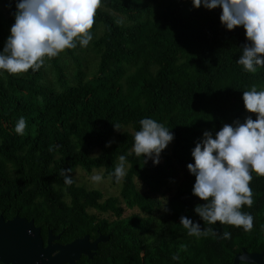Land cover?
Listing matches in <instances>:
<instances>
[{
    "label": "trees",
    "instance_id": "1",
    "mask_svg": "<svg viewBox=\"0 0 264 264\" xmlns=\"http://www.w3.org/2000/svg\"><path fill=\"white\" fill-rule=\"evenodd\" d=\"M14 12L15 0H0V50ZM220 15V8H195L192 0H102L88 46L45 58L36 72L0 77V216L36 209L40 218L58 217L88 231L99 222L93 214L119 216L115 201L121 199L131 213L110 231L123 237L133 262L231 264L242 250L264 253V176L252 172L253 204L242 208L253 217L249 232L209 225L193 211L204 202L192 195L191 150L205 131L215 138L224 124L255 119L242 94L264 90V67L248 73L236 62L247 42L244 29L226 30ZM21 116L23 136L14 131ZM146 117L174 135L156 165L132 153ZM120 155L127 167L118 197L104 198L73 179L64 183L63 169L71 168V176L80 168L103 170L117 185L109 174ZM181 216L211 231L189 236Z\"/></svg>",
    "mask_w": 264,
    "mask_h": 264
},
{
    "label": "clouds",
    "instance_id": "2",
    "mask_svg": "<svg viewBox=\"0 0 264 264\" xmlns=\"http://www.w3.org/2000/svg\"><path fill=\"white\" fill-rule=\"evenodd\" d=\"M102 0H15L14 23L0 50V77L38 71L45 58L59 56L67 49L86 47L93 39L96 10ZM195 8L221 9L220 22L226 30L242 27L246 43L236 61L244 71L255 73L264 67V0H192ZM243 105L247 116L243 123L224 124L213 134L203 133L202 139L191 150L193 163L187 164L188 172L195 177L192 195L203 201L193 211L200 221L209 225H231L249 232L253 217L242 211L253 204L250 182L252 172L264 176V90L255 87L243 91ZM139 130L133 136L132 153L159 163L162 151L173 141L169 128L152 118H142ZM114 129L121 130L119 124ZM27 122L19 117L14 131L23 136ZM106 144L105 146H110ZM127 158L120 155L109 174L119 183L126 176ZM71 168L63 169L64 183L72 184ZM102 174H93L94 184L103 181ZM163 210L167 211V200ZM179 223L189 236H207L199 222L181 216ZM230 232L223 238L229 239ZM173 260L177 257L173 256Z\"/></svg>",
    "mask_w": 264,
    "mask_h": 264
},
{
    "label": "flooded vegetation",
    "instance_id": "3",
    "mask_svg": "<svg viewBox=\"0 0 264 264\" xmlns=\"http://www.w3.org/2000/svg\"><path fill=\"white\" fill-rule=\"evenodd\" d=\"M115 203L120 206V215L93 214L89 218L99 222L91 224L88 231L79 225L63 224L58 217L40 218L36 209H26L31 210L29 216H0L4 223L18 218L29 227L20 225L2 241L0 264H140L125 255L123 237L110 231L125 217V209L130 211L122 200Z\"/></svg>",
    "mask_w": 264,
    "mask_h": 264
},
{
    "label": "rangeland",
    "instance_id": "4",
    "mask_svg": "<svg viewBox=\"0 0 264 264\" xmlns=\"http://www.w3.org/2000/svg\"><path fill=\"white\" fill-rule=\"evenodd\" d=\"M97 173L102 174L104 179L101 183L94 184L91 182L90 177L93 174H97ZM71 176L77 186L83 187L88 191L90 190L98 191L103 195L104 198L118 197L119 195L122 180L117 185H112L110 180L104 176L103 170H93L91 173H85L82 169L77 168L71 174ZM130 213H131L130 211L125 209L124 216H127Z\"/></svg>",
    "mask_w": 264,
    "mask_h": 264
},
{
    "label": "water",
    "instance_id": "5",
    "mask_svg": "<svg viewBox=\"0 0 264 264\" xmlns=\"http://www.w3.org/2000/svg\"><path fill=\"white\" fill-rule=\"evenodd\" d=\"M29 228L24 220L18 218L13 219L9 223H4L0 218V244L9 235L11 231L17 230L19 226ZM240 262L246 264H264V253H247L242 250L240 253L235 254L231 264H239Z\"/></svg>",
    "mask_w": 264,
    "mask_h": 264
}]
</instances>
